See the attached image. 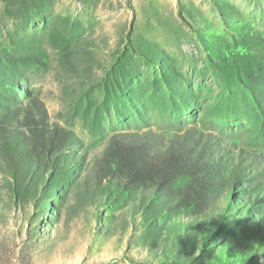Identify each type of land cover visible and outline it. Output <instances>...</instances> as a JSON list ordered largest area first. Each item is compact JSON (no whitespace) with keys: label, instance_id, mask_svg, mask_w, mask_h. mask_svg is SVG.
Here are the masks:
<instances>
[{"label":"rangeland","instance_id":"rangeland-1","mask_svg":"<svg viewBox=\"0 0 264 264\" xmlns=\"http://www.w3.org/2000/svg\"><path fill=\"white\" fill-rule=\"evenodd\" d=\"M115 133L202 148L210 208L101 179ZM0 264H264V0H0Z\"/></svg>","mask_w":264,"mask_h":264},{"label":"trees","instance_id":"trees-1","mask_svg":"<svg viewBox=\"0 0 264 264\" xmlns=\"http://www.w3.org/2000/svg\"><path fill=\"white\" fill-rule=\"evenodd\" d=\"M37 111L41 113L40 108ZM24 128L31 147H40L50 155L62 152L70 140L67 130L52 126L31 112L26 113ZM195 147L184 137L159 145L150 134L115 133L99 165L103 166L101 179L119 176L139 189L154 188L157 193L172 197L178 207L191 215L200 216L212 205L215 179L209 166L214 164L202 148ZM8 151L16 166V151Z\"/></svg>","mask_w":264,"mask_h":264}]
</instances>
